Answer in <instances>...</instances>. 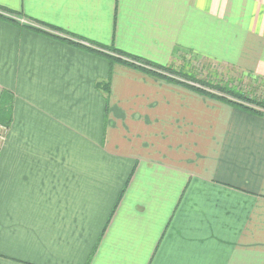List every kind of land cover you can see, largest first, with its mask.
<instances>
[{
  "label": "crops",
  "instance_id": "obj_1",
  "mask_svg": "<svg viewBox=\"0 0 264 264\" xmlns=\"http://www.w3.org/2000/svg\"><path fill=\"white\" fill-rule=\"evenodd\" d=\"M106 48L264 88V0H0V264H264V115Z\"/></svg>",
  "mask_w": 264,
  "mask_h": 264
},
{
  "label": "trees",
  "instance_id": "obj_2",
  "mask_svg": "<svg viewBox=\"0 0 264 264\" xmlns=\"http://www.w3.org/2000/svg\"><path fill=\"white\" fill-rule=\"evenodd\" d=\"M4 16L6 17L5 14ZM7 19L15 22L14 18L11 16H8ZM32 23H34L38 27V29L44 28L42 27V25L38 24L35 21H32ZM37 27L36 28L30 27V28L37 30ZM51 28H53V30L55 29L54 27ZM45 31L46 33H49V35H51L50 33L51 31H49V29H45ZM52 35L56 36L55 34ZM104 50L114 52L118 56H122L123 58H127L133 62H137V63L123 62L117 58L111 57L114 61L120 62L123 65L139 70L147 75L153 77H161L167 81H170L171 83L179 84L183 87L185 86L194 89L199 93H202L203 95L210 97L212 99H216L222 103L246 111L264 115V96L258 97L255 93L256 88L254 87L252 89L251 87H247L241 83L236 85L235 81L234 82L215 81L212 80L208 74L206 75V77L203 78L200 74L201 71L197 73L191 69H185L181 67L179 69H174L169 66L156 65L151 62L141 60L123 54L121 52L115 51L112 48H106ZM163 74H167V75H163ZM213 91H215L217 94H215ZM9 120H10V113L8 108H6V106L4 105H0V123L9 125L10 124Z\"/></svg>",
  "mask_w": 264,
  "mask_h": 264
},
{
  "label": "rangeland",
  "instance_id": "obj_3",
  "mask_svg": "<svg viewBox=\"0 0 264 264\" xmlns=\"http://www.w3.org/2000/svg\"><path fill=\"white\" fill-rule=\"evenodd\" d=\"M169 67H172L174 69H179L181 68H185V69H191L197 73H199L201 76L204 78L206 77V75L208 74L212 80L215 81H235V84H243L247 87H251L253 89L256 88V95L259 97L264 96V88H262V86L259 84L257 85H253L251 84L250 81H248L247 79H245L244 77L247 76L246 74H239L240 72L235 70L234 68L231 67H222L221 65H215L213 63H200V62H194V63H184V62H174L171 63V65ZM203 67V69H202ZM202 69V70H201ZM239 74V76L237 75ZM256 82L254 81V84ZM215 94H217L215 91H213Z\"/></svg>",
  "mask_w": 264,
  "mask_h": 264
},
{
  "label": "built area",
  "instance_id": "obj_4",
  "mask_svg": "<svg viewBox=\"0 0 264 264\" xmlns=\"http://www.w3.org/2000/svg\"><path fill=\"white\" fill-rule=\"evenodd\" d=\"M15 22L18 23L21 26H26V27H37L34 23H32L31 21H27L25 19L22 18H14ZM9 133V125L6 124H2L0 123V145L3 144V142L5 141L7 135Z\"/></svg>",
  "mask_w": 264,
  "mask_h": 264
}]
</instances>
